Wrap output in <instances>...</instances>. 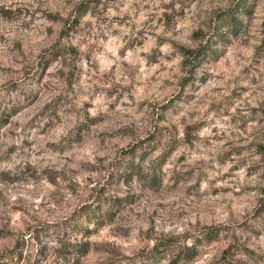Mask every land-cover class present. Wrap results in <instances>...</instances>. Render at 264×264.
<instances>
[{
  "label": "rangeland",
  "instance_id": "1",
  "mask_svg": "<svg viewBox=\"0 0 264 264\" xmlns=\"http://www.w3.org/2000/svg\"><path fill=\"white\" fill-rule=\"evenodd\" d=\"M260 145L264 0H0V264H264Z\"/></svg>",
  "mask_w": 264,
  "mask_h": 264
},
{
  "label": "trees",
  "instance_id": "2",
  "mask_svg": "<svg viewBox=\"0 0 264 264\" xmlns=\"http://www.w3.org/2000/svg\"><path fill=\"white\" fill-rule=\"evenodd\" d=\"M185 60L188 62L192 58L193 53H197V51H192L188 48L181 49ZM63 56L62 50H58L56 52V57ZM260 153L264 155V145L259 146ZM156 179V174L153 175ZM99 207L93 209L92 206H87L83 211L87 213V222L88 224H93V226H100V217L97 216V211ZM264 210V198L261 200L260 211ZM110 211L106 212V215H110ZM218 232L213 228H209L206 233L203 234L202 238L208 239L209 241H214L218 237ZM189 236H171L166 237L160 240L155 246L146 254L144 257V263L150 264L153 261H156L157 255H161L162 257H169L170 262L176 264L182 258V254L185 252L188 255H195L196 249L195 245L188 246L187 239ZM199 239V237L197 238ZM19 245L16 248L20 247ZM67 248L70 252L74 253V258H67L64 253L67 252ZM90 251V242L88 240L84 242H76L67 245H63L56 251L55 260L51 264H80V257L84 256ZM16 253V252H15ZM20 257L19 254H16ZM34 264H39V262H35ZM113 264V262L109 263Z\"/></svg>",
  "mask_w": 264,
  "mask_h": 264
}]
</instances>
